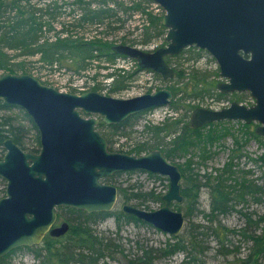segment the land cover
Masks as SVG:
<instances>
[{"label":"water","instance_id":"obj_1","mask_svg":"<svg viewBox=\"0 0 264 264\" xmlns=\"http://www.w3.org/2000/svg\"><path fill=\"white\" fill-rule=\"evenodd\" d=\"M151 1L164 9L165 46L144 51L119 43L112 45L111 51L168 79L175 73L165 56L192 45L205 49L216 59L219 75L227 80L216 88L221 93L247 91L254 104L232 101L220 110L196 107L190 125L255 121V133L264 137V0ZM172 96L168 88L127 98L94 90L63 92L27 73L0 75V100L24 110L37 129L40 145L38 152H33L23 150L11 138L2 142L0 178L5 180V193L0 197V257L20 246L38 245L47 234L63 235L69 224L54 225L58 207L111 211L117 204L118 188L103 178L129 170L166 176L168 189L157 209L127 202L120 210L170 236L180 234L185 217L171 206L183 200L179 167L159 149L141 154L111 151L96 128L99 121L114 125L167 105Z\"/></svg>","mask_w":264,"mask_h":264},{"label":"rangeland","instance_id":"obj_2","mask_svg":"<svg viewBox=\"0 0 264 264\" xmlns=\"http://www.w3.org/2000/svg\"><path fill=\"white\" fill-rule=\"evenodd\" d=\"M10 1L1 0V6L8 5ZM43 1L47 2L48 0H22V4L25 5L30 2V5L40 8L43 7ZM119 1L121 9L116 11V17H114V21L117 18H119V21L115 23V27L105 29L104 39L102 40L112 41V45L119 43L128 44L144 51H153L157 47L165 46L166 28L162 26L158 30L155 25L158 19L161 21V17L164 14V9L161 6L150 0L149 2L145 0ZM70 2L76 5L73 0H70ZM97 3L93 2L92 6L99 5ZM133 7L137 9H129ZM66 9L68 10V8ZM7 11L4 13L5 16L14 14L12 10ZM45 21L47 22L46 19ZM48 22L43 26L41 37L51 41L55 39L52 37L54 31L48 29ZM73 32L75 33L74 30ZM78 32L77 35L79 36L87 37V39L94 38V32L86 31V33L84 32L85 34L81 32L79 34ZM3 53H6L7 57L0 56V75L6 72L27 73L39 79L43 84L63 92L92 90L90 88L95 83L98 84L99 88L97 91L101 94L127 98L153 92L162 87L173 88L176 91V95L172 101L175 100L177 104H180L177 111L173 106L167 105L153 108L149 112H143L136 116L124 131L113 135L114 149L117 150L119 148L125 152L136 149L140 144L146 143L149 145L157 141L156 139L158 138L153 128L161 125L167 119L182 116L184 120L182 127L184 128L185 121L188 120L186 127L190 129L191 114L196 107L218 109L227 106L232 101H244L248 105L252 104V99L247 92L221 93L216 88V85L225 80L219 76L216 60L209 52L207 53L193 47H185L178 55L167 58L168 64L173 67L175 74L171 80L165 81L163 79V82L148 71H138L136 61L127 58H117L112 64H107L102 62V60H89L87 63L89 69L81 71L74 68L71 70L68 67L67 64L71 61L69 55H67L66 60L62 61L61 65L42 67L41 63H39V53H34L30 56H19L17 51L6 49ZM4 65L13 68V71H8L3 67ZM99 66L103 68L109 67V69H99ZM17 68H24L25 70H16ZM107 72H113L115 74L114 78L103 77ZM122 75L129 78L124 83L119 80L116 82V79L120 78L118 76ZM195 79L199 85L203 84L204 89L197 91L194 87H191L192 90H195V94H188V92H185V83ZM118 85H121L120 87L122 88L115 90V86ZM198 88L201 87L199 86ZM183 89L184 92L180 91ZM190 106H192V110L188 117ZM23 112V109L15 106L7 111H0V115L11 116L16 124L26 128L24 145L27 151H31L34 148L38 149L39 145L36 143L35 131L30 128V123ZM223 121H213L214 125L206 127L196 136L194 134L187 135L186 131L180 130L175 143L177 146L180 145V152L177 155L179 157H175L173 160L175 164L178 163L184 166L186 176L195 172L201 174L199 178L197 177V182H199L197 200L195 202L185 201L181 207L185 221L180 235H186L188 238L190 232L191 234L196 233L205 240L204 247L205 245L207 246L203 254L197 255L196 264H226L228 262L243 264L239 260L246 257L249 251L248 246L251 243L250 241H244L243 233L248 235L252 232L257 235L261 234L263 238L258 240L257 243L260 242V246L264 248V164L261 158L264 155V137L260 136L259 139L250 137L248 133L251 128L245 129L242 125L243 122L240 120H231L229 121L230 123ZM108 131L105 128L102 129L104 133H108ZM228 131L233 132L234 136L238 138V144L234 142V137L228 135ZM160 135L167 134L162 131ZM185 139L194 146L188 148V151L183 155L184 151L182 149L185 146L182 142ZM168 140L169 138L165 136L164 141L167 142ZM231 154L236 157L230 161ZM228 165L230 167L227 168ZM121 173L119 176L116 175L115 179L110 183L116 186L119 184L121 186L134 185L139 186L142 190L154 189L156 192L161 193L168 189L166 176L160 175L161 178H156L149 176L147 172L143 171H135L131 174ZM203 174H209V176L204 177ZM216 177H220L221 186L225 190L233 189L232 196H235L242 189L240 184L254 182L259 188L254 193L248 194L244 192V199H231L233 208L227 210L230 212L211 215V196L208 186L212 182H216L218 179ZM2 180H0V197L4 196L5 193V180ZM189 180L182 179L181 181L183 199L185 197L182 189L189 184ZM132 203H135L134 200H132ZM160 205L153 200L148 202V209H157ZM58 214L59 222L66 221L68 224V218L73 217V213L64 209L58 210ZM246 215L251 216L253 221H257L258 226L253 225L256 224L253 221L252 225L247 226ZM217 224L222 225L221 229L216 227ZM92 226L95 233L109 235L114 238L112 240L114 244L124 249V252L131 254L139 251L141 245L152 246L153 248L163 247L166 239L170 236L152 225L121 223L120 228L117 229L112 216ZM217 230H219L221 237H223V234L226 236L227 233V241H229L227 244L229 245H225L223 248L219 246L217 236L214 235ZM184 257L185 252L178 251L170 256L156 258L153 262L154 264H182L185 260ZM11 261L12 264H33L35 260L30 251L20 250L14 252Z\"/></svg>","mask_w":264,"mask_h":264},{"label":"trees","instance_id":"obj_3","mask_svg":"<svg viewBox=\"0 0 264 264\" xmlns=\"http://www.w3.org/2000/svg\"><path fill=\"white\" fill-rule=\"evenodd\" d=\"M73 1L76 2V5H73L70 0H48L47 2L43 1V7L37 8L32 4L31 7V5L29 4L30 2L26 3L25 5L22 4V0H11L8 5L1 6L2 2L0 0V56H3L5 58L7 57V54L3 53L5 49L17 51L19 56H30L34 53H39V63H41L42 67H52L53 65H61L63 63L62 61L66 60L67 55H69V57H71V61L67 64L68 67L71 70H73L74 68L81 71H86L89 69L87 66L89 60H102V62L112 64L119 57L125 58V56L117 55L111 51V46L113 44L112 41L102 40L104 39L103 36L105 29L115 27V23L119 21V18L115 19L114 21V17H116V11L118 9H121V6L119 5L120 1ZM145 1L149 2V0ZM93 2H98L97 4L99 5L92 6ZM66 8H68L69 11ZM129 9L136 10L137 8L133 7ZM7 10H12L14 14L5 16L4 13ZM45 19L47 20V22L49 21L48 29L54 31L52 36L53 38H55L54 40L49 41L48 39H43L41 37L43 26L47 23ZM155 25L157 26L158 30L159 27L163 26L159 19ZM72 29L75 31V33ZM78 31L82 34H85L86 31L94 32V38L87 39V37L79 36L77 35ZM168 57L170 56L165 57L167 63ZM3 67H5L8 71H13V68H10L6 65H4ZM98 68L103 70L109 69V67L103 68L101 66H99ZM16 70L24 71L25 69L17 68ZM114 75L115 74L113 72H107L103 75V77L113 79ZM118 77L120 78H117L116 82L119 80L121 83H124L125 80L129 78H126V76L123 75ZM97 85L98 84L93 83L90 89L97 91L99 88ZM120 86L121 85L115 86L114 89L118 90L122 88ZM199 86L201 88H198ZM191 87H194L197 91H201L204 89L203 84L199 85L196 82V79L194 81L190 80L189 82L185 83V92L194 95L195 90H192ZM168 88L172 90L175 98L176 91H174L173 88ZM180 91L184 92V89ZM218 93L221 94L220 92ZM169 106H173L177 111L180 104H177L176 101L173 100L170 102ZM13 107L15 106L7 104L6 102L0 100V111H7ZM191 110L192 106H190L189 108L188 117L190 116ZM143 112L145 111L136 113L125 119L124 121L114 125H106L103 122L99 121V123L97 124V129L106 138L109 150H116L113 146V135L124 131L125 128L131 124L132 119ZM23 114L29 121L30 128L34 129L36 143L39 145V138L35 125L25 112H23ZM182 118V116L179 118H170L165 120L161 125L155 126L153 128V131L158 138L156 139L157 141H154L153 143L151 142L152 144L149 145H147L146 143L140 144L136 149L131 150L127 153L141 154L154 149H159L163 152L168 160H170L172 163H175L173 160L175 157H179L177 155L180 152V145L177 146L175 144L177 141V134L180 133V130L186 131L187 135L194 134L196 136V134H200L206 127L214 125V122H210L197 128H193L191 126L189 129L186 127L188 122V120H186L185 126L183 128L182 122L184 120ZM223 122L230 123L229 121ZM242 125L245 127V129L251 128V131H249L248 133L250 137H254L257 139L260 138V136L255 133V123H243ZM103 128L109 130L108 133L102 132ZM25 130L26 128L24 126L16 124L11 116L0 115V159L4 153L2 142L5 138H11L22 149L26 150L24 145ZM162 131H164L167 135H160V132ZM228 135L234 137V142L238 144V138L234 136L233 132L228 131ZM165 136L166 138H169L167 142L164 141ZM182 144L185 146V148L182 149V151H184L183 155H185V153L188 151V148L194 146L192 144H189L186 139L183 140ZM32 150L38 151L37 148H34ZM116 151L122 150L118 148ZM233 154L230 155V161L231 159L236 157H234ZM261 158L263 159L264 164V155H262ZM176 164L178 165L182 173L183 180L190 179L189 184H187V186L182 189V193L185 197L182 202L171 203V206L174 209L181 211L182 203H184L185 201L195 202L197 200V189L199 187L197 177L199 178L201 174L195 172L194 174L186 176L184 166H181L178 163ZM228 167H230V165H228L227 168ZM134 172V170H129L125 171L124 173L131 174ZM120 174L122 173L117 172L111 176L104 177L103 181L110 183L115 179L114 177L116 175L119 176ZM148 175L156 178H161L160 175L152 173H148ZM203 176H209V174H203ZM216 179V182H212L208 186L211 196V215H220L230 212L227 210L233 208L231 199H244V192L248 194L254 193L256 192L257 188H259V186L254 182H251L249 184H240L242 186V189L235 196H232L233 189L225 190L223 186H221L220 177H216ZM0 180L2 179L0 178ZM117 188V205L108 212H86L84 210H78L70 207L56 208L57 212L58 210L64 209L73 213V217L68 218V230L60 236H51L47 234L38 245L17 247L8 252L6 255L1 256L0 264H12V255L14 254V252L20 250L30 251L33 254L35 260L33 264H154V259L161 256H170L178 251L185 252V260L182 262V264H196L195 259L197 255L203 254L207 249L206 245L204 247L205 240L203 239V237H199L196 233L191 234L190 232L188 238L186 237V235L180 234L177 236H169L166 239L163 247L153 248L152 246L141 245L139 247V251L133 254L124 252V249L113 243L112 240L114 238H111L109 235H100L98 233H95L92 229V225L102 221L109 216H112L114 218L117 229L120 228L121 223H134L135 225L141 224L146 226L150 225L146 222L141 221L132 214L123 213L120 210V206L123 203L128 202L144 209H148V202L153 200L158 202L159 204H162V193L156 192L154 189L142 190V188H140L139 186H121V184L117 185ZM132 200H134L135 203H132ZM245 217L246 225H252L251 223L253 220L251 219V216L246 215ZM253 223H256L253 225L258 226L257 221H253ZM216 227L221 229L222 225L217 224ZM214 235L217 236V240L221 248H223V246L225 245H229L227 244L229 242L227 241V233L226 236L223 234V237H221L219 230H217L216 234ZM243 237H245V242L250 241L251 243L248 246L249 251L246 254V257L240 259L239 262L241 261V263L243 264H264V248L260 246V242L257 243L258 240L263 238L262 235H257L255 232H252L249 235L243 233ZM249 260H251V263L249 262Z\"/></svg>","mask_w":264,"mask_h":264},{"label":"flooded vegetation","instance_id":"obj_4","mask_svg":"<svg viewBox=\"0 0 264 264\" xmlns=\"http://www.w3.org/2000/svg\"><path fill=\"white\" fill-rule=\"evenodd\" d=\"M198 50H201V51H206L205 49H199L198 48ZM207 52V51H206ZM208 53V52H207ZM210 54V53H209ZM211 55V54H210ZM213 56V55H212ZM214 58V57H213ZM215 59V58H214ZM216 60V59H215ZM217 62V61H216ZM141 71H145V70H141ZM150 72V74H153V76H156L158 79H160L162 82H163V79H162V77H161V75L160 74H158V73H153V72H151V71H149ZM170 79H167V81H169ZM162 88H168V87H162ZM169 89V88H168ZM169 90H171V89H169ZM171 92H172V90H171ZM172 94H173V92H172ZM174 98V95L172 96V99ZM172 99H171V101H172ZM170 101V102H171ZM162 106H165V105H162ZM167 106H169V104H167ZM159 107V106H158ZM156 108V107H155ZM153 108H150V109H148V110H145V112H149L150 110H152ZM211 109V108H210ZM208 124V123H207ZM111 151H114V150H111ZM116 151V150H115ZM120 152V151H119ZM124 152V151H123ZM62 222V221H61ZM61 222H59V220H58V215L56 216V220H55V223H54V225H59Z\"/></svg>","mask_w":264,"mask_h":264},{"label":"bare ground","instance_id":"obj_5","mask_svg":"<svg viewBox=\"0 0 264 264\" xmlns=\"http://www.w3.org/2000/svg\"><path fill=\"white\" fill-rule=\"evenodd\" d=\"M181 51H182V50H181ZM181 51H180V52H181ZM180 52H179V53H180ZM13 142H14V141H13ZM17 145H18V144H17ZM39 147H40V145H39ZM23 150H24V149H23ZM38 150H39V148H38ZM33 152H38V151H33ZM112 175H113V174H112Z\"/></svg>","mask_w":264,"mask_h":264},{"label":"built area","instance_id":"obj_6","mask_svg":"<svg viewBox=\"0 0 264 264\" xmlns=\"http://www.w3.org/2000/svg\"><path fill=\"white\" fill-rule=\"evenodd\" d=\"M79 90H81V89H79Z\"/></svg>","mask_w":264,"mask_h":264}]
</instances>
